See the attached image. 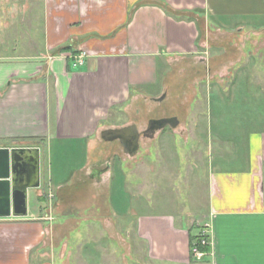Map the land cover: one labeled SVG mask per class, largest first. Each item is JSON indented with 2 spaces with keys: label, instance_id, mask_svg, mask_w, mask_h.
Here are the masks:
<instances>
[{
  "label": "crops",
  "instance_id": "obj_1",
  "mask_svg": "<svg viewBox=\"0 0 264 264\" xmlns=\"http://www.w3.org/2000/svg\"><path fill=\"white\" fill-rule=\"evenodd\" d=\"M45 6L47 54L0 62V148L40 150L41 186L29 188L28 195L33 189L38 193L44 178H53L45 167L54 145L67 151L85 148L86 162L69 176L73 185L61 191L62 197L77 199L87 196L85 178L102 196L97 186L108 171L99 181L92 177V150L104 130L136 125L117 119L135 102L157 105L143 103L142 118H180L179 112L187 110L189 119L225 118L224 111L209 109L203 115L188 109L192 95L185 83L196 78L197 70L213 75L218 68L225 77V47L216 59L221 67L207 52L214 43L211 24L222 33L233 22L264 21V0H45ZM64 48L69 50L61 52ZM82 54L84 63L75 66ZM169 90L172 98L165 103ZM219 100L225 101V93ZM218 122L225 126V119ZM208 124L211 128L214 122ZM239 142L243 157H213L204 193L191 189L194 199L203 201L200 208L137 216L135 235L152 262L264 264V131L248 132ZM235 163L243 169L230 170ZM63 174L56 185L64 183ZM43 208L25 218L0 219V264H33V252L53 233L40 218ZM124 210L134 213L131 206ZM117 226L111 229L116 236ZM203 231L211 252L197 261L191 237Z\"/></svg>",
  "mask_w": 264,
  "mask_h": 264
},
{
  "label": "rangeland",
  "instance_id": "obj_2",
  "mask_svg": "<svg viewBox=\"0 0 264 264\" xmlns=\"http://www.w3.org/2000/svg\"><path fill=\"white\" fill-rule=\"evenodd\" d=\"M45 13V0H0V62L47 54ZM230 26L221 33L211 24L213 31L209 37L214 43L207 50L221 67L222 62L216 59L222 55V46L225 47L224 79L216 68L213 75L193 71L196 78L185 83V89L192 95L188 109L195 108L203 115L209 109L224 111L225 118L189 119L188 110L179 112V126L159 131L153 139L142 137L135 157L125 154L118 142L98 137L92 150L90 174L108 169L102 184L97 186L102 196L85 178L86 197H62L61 191L73 185L69 176L86 162V151L81 146L67 151L54 145L45 167L53 178H44L38 193L33 189L28 195L29 215L39 214L42 205L40 218L53 227L51 236L33 252V264H157L148 258L147 248L136 238L137 216L200 208L203 201L194 199L196 193L191 189L204 193L203 180L209 176L210 160L222 153L230 160L243 157L239 148L243 135L264 131V21H237ZM224 93L222 102L219 99ZM168 96L165 103L172 98L170 90ZM211 96L217 100L207 101ZM143 103L157 106L137 101L126 115L117 117L118 121H132L140 132L144 131L151 119L150 115L142 118ZM224 119L225 126L221 127L218 121ZM211 122H214L212 129L208 124ZM219 141H225V149ZM238 164L230 170H242ZM59 172L67 177L64 183L56 185ZM44 174L46 177L47 172ZM126 206L132 207V216L125 214ZM115 225L117 236L111 230Z\"/></svg>",
  "mask_w": 264,
  "mask_h": 264
},
{
  "label": "water",
  "instance_id": "obj_3",
  "mask_svg": "<svg viewBox=\"0 0 264 264\" xmlns=\"http://www.w3.org/2000/svg\"><path fill=\"white\" fill-rule=\"evenodd\" d=\"M179 124L178 117L151 119L144 137L154 138L157 132L168 127L177 128ZM101 138L106 142L120 141L125 154L130 157H135L141 148V133L137 125L104 130ZM107 170H95L92 177L99 181ZM40 186L38 148H0V219L27 217L28 189Z\"/></svg>",
  "mask_w": 264,
  "mask_h": 264
},
{
  "label": "trees",
  "instance_id": "obj_4",
  "mask_svg": "<svg viewBox=\"0 0 264 264\" xmlns=\"http://www.w3.org/2000/svg\"><path fill=\"white\" fill-rule=\"evenodd\" d=\"M201 11L197 10L195 11L194 13H200ZM170 13V12H169ZM184 16H181V18H183ZM189 19L190 17L187 16ZM185 17V18H187ZM69 48H64L61 50V52H65V51H68ZM77 53V52H75ZM206 240L207 244L204 245L202 242ZM190 248H191V255L193 256L192 254V251L194 248H198L201 252L205 253V254H209L211 252V246H210V240H209V237L208 235H203V232H201L200 235L198 236H192L191 237V244H190Z\"/></svg>",
  "mask_w": 264,
  "mask_h": 264
},
{
  "label": "built area",
  "instance_id": "obj_5",
  "mask_svg": "<svg viewBox=\"0 0 264 264\" xmlns=\"http://www.w3.org/2000/svg\"><path fill=\"white\" fill-rule=\"evenodd\" d=\"M84 57L85 55H80L78 57H75V66L77 65H82L84 63ZM203 235H207L206 231H203ZM204 245L207 244L206 240H204L202 242ZM192 254H193V257L197 260V261H201L205 256L206 254L201 252L198 248H194L193 251H192Z\"/></svg>",
  "mask_w": 264,
  "mask_h": 264
},
{
  "label": "flooded vegetation",
  "instance_id": "obj_6",
  "mask_svg": "<svg viewBox=\"0 0 264 264\" xmlns=\"http://www.w3.org/2000/svg\"><path fill=\"white\" fill-rule=\"evenodd\" d=\"M148 123H149V122H148ZM147 128H148V126H147ZM147 128H146V129H147ZM146 129H145L144 131L140 132V133H141V138L144 137V132L146 131ZM144 138H146V137H144Z\"/></svg>",
  "mask_w": 264,
  "mask_h": 264
}]
</instances>
